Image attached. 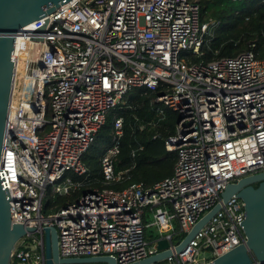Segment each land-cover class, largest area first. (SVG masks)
Masks as SVG:
<instances>
[{
  "label": "built area",
  "instance_id": "1",
  "mask_svg": "<svg viewBox=\"0 0 264 264\" xmlns=\"http://www.w3.org/2000/svg\"><path fill=\"white\" fill-rule=\"evenodd\" d=\"M212 24L201 22L197 0H70L17 31L0 171L11 221L35 229L14 244L9 264H45V227L56 230L59 258L116 264L155 254L160 239L172 252L163 264H206L245 242L244 204L235 195L223 203L221 193L264 171V59L244 52L193 63ZM135 88L159 90L157 113L178 115L164 141L176 154L172 174L152 186L105 187L127 174L114 170L116 141L100 161L105 186L44 215L47 193L81 190L70 175H86L84 153ZM114 129L119 137L120 118ZM215 204L176 253L181 240L173 238ZM205 251L211 259L201 258Z\"/></svg>",
  "mask_w": 264,
  "mask_h": 264
},
{
  "label": "trees",
  "instance_id": "2",
  "mask_svg": "<svg viewBox=\"0 0 264 264\" xmlns=\"http://www.w3.org/2000/svg\"><path fill=\"white\" fill-rule=\"evenodd\" d=\"M201 22L213 23L211 36L205 37L201 56L193 63H206L218 58L234 57L252 52L257 59H264V0H197ZM159 90L135 88L127 95L126 103L111 111L98 130L94 143L82 157L86 175H70L82 183L76 194L52 195L43 199V214L57 210L75 201L80 193L92 188H102L101 158L108 148L118 142L114 158L115 172L127 170L125 178L105 187L123 189L133 183L152 186L170 176L176 162V154L165 149V137L174 132L178 115L153 102ZM121 119V135L115 134L114 120ZM157 135L156 137H154ZM184 235L173 240L180 241Z\"/></svg>",
  "mask_w": 264,
  "mask_h": 264
},
{
  "label": "water",
  "instance_id": "3",
  "mask_svg": "<svg viewBox=\"0 0 264 264\" xmlns=\"http://www.w3.org/2000/svg\"><path fill=\"white\" fill-rule=\"evenodd\" d=\"M70 0H0V165L3 145L4 119L10 100L15 34L27 24L53 12ZM235 195L244 204L242 222L245 242L215 257L206 264H251L253 260L264 263V171L241 178L226 186L221 193L225 203ZM9 194L0 171V264H9L14 244L35 227L13 223L10 217ZM220 204H215L186 233L174 251L179 253L199 230L215 215ZM45 264H116L112 257L59 258L57 233L54 227L43 230ZM166 239L156 243L157 252L139 262L130 264H157L171 257Z\"/></svg>",
  "mask_w": 264,
  "mask_h": 264
},
{
  "label": "rangeland",
  "instance_id": "4",
  "mask_svg": "<svg viewBox=\"0 0 264 264\" xmlns=\"http://www.w3.org/2000/svg\"><path fill=\"white\" fill-rule=\"evenodd\" d=\"M128 98V96L126 97V99ZM148 220L151 221V217L148 216ZM174 226H176V224L174 223ZM177 228V227H176ZM147 234L149 235L150 238H154L156 237L158 234H157V231L155 228H150L147 230ZM175 238V237H174ZM201 258H206L207 260L211 259V256L208 252H204L201 256ZM164 262H160V263H157V264H163Z\"/></svg>",
  "mask_w": 264,
  "mask_h": 264
},
{
  "label": "bare ground",
  "instance_id": "5",
  "mask_svg": "<svg viewBox=\"0 0 264 264\" xmlns=\"http://www.w3.org/2000/svg\"><path fill=\"white\" fill-rule=\"evenodd\" d=\"M12 100H14V99H12Z\"/></svg>",
  "mask_w": 264,
  "mask_h": 264
}]
</instances>
